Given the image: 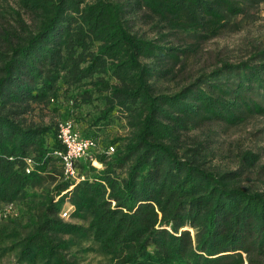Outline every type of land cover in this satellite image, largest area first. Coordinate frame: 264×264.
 I'll return each instance as SVG.
<instances>
[{
  "label": "trees",
  "instance_id": "16d2710c",
  "mask_svg": "<svg viewBox=\"0 0 264 264\" xmlns=\"http://www.w3.org/2000/svg\"><path fill=\"white\" fill-rule=\"evenodd\" d=\"M258 1L16 0L38 21L26 25L16 15L20 29L0 34V203L32 197L28 188L53 177L60 199L55 202L50 190L28 206L27 223L0 224V251L18 249L14 264H78L67 250L79 239L93 241L114 264H264V179L258 186L242 177L254 169L258 153L243 151L235 169L208 167L205 142L188 134L264 114V50L175 88L159 86L181 54ZM132 6L196 45L160 44L164 33L133 35L124 20ZM70 89L67 99L81 112L79 120L60 117L44 127L28 117L33 104L48 106ZM83 106L92 108L82 113ZM117 109L127 135L111 139L115 145L98 141L97 129L110 124ZM62 120L98 142L93 157L102 168L80 159V181L66 178L53 154L62 149L56 136ZM110 146L115 150L108 155ZM27 155L39 163L30 173L21 160ZM63 200L73 205V217L88 220L86 227L60 218Z\"/></svg>",
  "mask_w": 264,
  "mask_h": 264
},
{
  "label": "rangeland",
  "instance_id": "374dc122",
  "mask_svg": "<svg viewBox=\"0 0 264 264\" xmlns=\"http://www.w3.org/2000/svg\"><path fill=\"white\" fill-rule=\"evenodd\" d=\"M243 9V13L227 19L226 24L219 32L215 35H210L209 38L202 39L197 45L192 39H185L186 35L184 33H170L168 31L169 29L161 26L162 24L156 22V18L150 16V12L149 14L147 10L139 6H132V8L125 13L124 20L129 32L133 35L146 39H156L160 34L164 33L166 37L163 38L164 41L160 42V44L163 43L179 48L185 46L186 42L196 45L194 48L195 50L193 49L191 53H186V56L185 54H181L182 60L179 64L174 66L171 76L160 81L159 86L164 90L166 88H175L188 80H192V77H196L201 73H209L216 67H220L225 61L228 63L238 62L247 59L259 50H264V1L260 0L256 4L246 3ZM20 14L26 25L35 24L36 21H38L36 15L34 16L33 14L22 11L17 6L16 0H0V34H2L6 28L19 30L20 27L17 25L15 19L17 18L16 15ZM24 27L25 25L22 24V30ZM19 33H22V31ZM63 91L64 90L59 91L60 95ZM72 92L73 90L70 89V91L65 94V97H58L59 99L57 102H55L56 100H51V104L48 106L38 107L33 104L34 109L28 114V117L35 123H40L44 127L49 125L53 126L55 119L60 117L69 116L73 118L74 116L75 120H79L78 117L81 116V112L74 108L72 101H69L70 99H67ZM91 108L92 106H83L82 113ZM114 114L115 118L110 124L101 129H97L98 134H95V138H97L98 141H110L111 139L113 140L114 138L127 135L129 129L125 124L124 114L119 109L115 110ZM208 132H210V137L207 139L205 136ZM193 133L196 134L198 140H203L205 142L204 146L208 147V152L210 154L206 158V166L220 165L228 169H235L241 153L245 150H251L258 153L259 160L256 162L251 173L249 171L242 177L250 181L254 180V183L257 185L260 183L261 179H264V172H259L261 173L260 175L257 174L259 167L264 165V114L254 115L237 125L211 123L197 130L188 132L190 137L194 136ZM112 140L109 144H113ZM21 160L25 163V172L27 168H32L31 171H33L39 164L31 155L22 157ZM94 162L99 163L96 159H94ZM52 163L53 162L46 166V172H50L49 170H51L53 166ZM92 165L97 169L102 168L101 163L97 166H95L94 163H92ZM55 167L58 171H62L59 166ZM82 174H85V171L78 173L77 177L73 180H82L84 178ZM57 180L58 178L56 177H53V179L49 178L40 186L28 188L27 193H35L32 197L27 196L13 201L1 202L0 224L10 223L12 221L15 223L19 222L20 224L27 223L26 216H28V206L33 202H38L41 195L46 196L48 193L49 196L50 190L52 194L55 195L53 188ZM245 183L246 181H243V184ZM72 187L73 186H70L68 189L62 191V194L69 195V191ZM59 196L60 195L54 196L55 202L60 199ZM69 206L72 207L69 216L62 217L60 214ZM73 209L74 207L69 200H63L60 204L58 215L67 223L69 222L86 227L88 225V220L73 217ZM188 229L193 235L194 229ZM26 232V230L23 231V233ZM62 237L68 240L71 236L62 234ZM74 242L76 245L74 244L71 246L67 252L68 254L74 253L76 255L79 261L78 264H114L108 256H103L97 251V245L93 241L82 240L80 242L79 239H74ZM17 253L18 249L13 251L10 250L6 253L0 251V264H14L16 262ZM243 256H245V254ZM244 264H247V261H245Z\"/></svg>",
  "mask_w": 264,
  "mask_h": 264
},
{
  "label": "built area",
  "instance_id": "2783aa9c",
  "mask_svg": "<svg viewBox=\"0 0 264 264\" xmlns=\"http://www.w3.org/2000/svg\"><path fill=\"white\" fill-rule=\"evenodd\" d=\"M56 136L62 149L54 151V156L57 157L63 167L66 178L77 177L79 173L76 163L80 159H89L94 162L93 154L98 147V142L94 138L83 137L76 129L71 120H62L57 123ZM114 147H108L107 154L113 153ZM32 168H27L26 172H30ZM71 206L64 210L60 215L62 217L69 216Z\"/></svg>",
  "mask_w": 264,
  "mask_h": 264
},
{
  "label": "bare ground",
  "instance_id": "6f19581e",
  "mask_svg": "<svg viewBox=\"0 0 264 264\" xmlns=\"http://www.w3.org/2000/svg\"><path fill=\"white\" fill-rule=\"evenodd\" d=\"M94 165H99V163L95 162Z\"/></svg>",
  "mask_w": 264,
  "mask_h": 264
}]
</instances>
